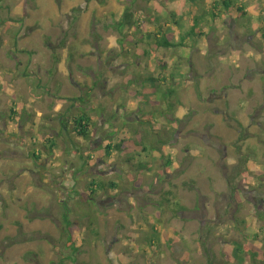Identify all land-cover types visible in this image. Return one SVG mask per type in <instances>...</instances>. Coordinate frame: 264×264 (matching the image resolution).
<instances>
[{"label": "rangeland", "instance_id": "obj_1", "mask_svg": "<svg viewBox=\"0 0 264 264\" xmlns=\"http://www.w3.org/2000/svg\"><path fill=\"white\" fill-rule=\"evenodd\" d=\"M215 1L0 0V264H264V0L213 20ZM126 8L185 47L121 46L109 26ZM81 112L89 141L73 131ZM123 137L138 148L107 158ZM18 223L34 241L10 245Z\"/></svg>", "mask_w": 264, "mask_h": 264}, {"label": "trees", "instance_id": "obj_2", "mask_svg": "<svg viewBox=\"0 0 264 264\" xmlns=\"http://www.w3.org/2000/svg\"><path fill=\"white\" fill-rule=\"evenodd\" d=\"M222 7L224 8V12L226 14L229 13H235L237 15V17H242V18H246L248 16V13L246 12V7L244 5H239L236 4L234 0H220V1H215L211 7V12L210 15L212 16L213 20H217L219 19L218 16V12L220 10H222ZM200 18H196L194 20V23L192 24L191 30L189 35L194 39V41H197L198 39H200V37H202L204 35V32L202 31V27L201 22L199 21ZM142 20L139 18H136V14L135 12L131 9V8H126L121 20H119L118 22H115L114 24H112L111 27L113 30H115L119 35L122 36V38L119 40V43L121 46H124L126 44H124L128 39V37H130V35H132V38L128 40V45L130 46H134L137 49V52L139 54V50L138 47H136L139 43L148 45V47H151V50H149L148 47V51L143 50V54H147L149 55L150 52L152 51L151 54H155L157 53V51L161 50V49H166V48H174L176 46H184V41L181 42V44H172L170 42V39L166 37V34H163V30L159 31V32H148V31H143L142 30V25H141ZM170 25L169 22H165L163 23L160 27L161 29H165L166 27H168ZM126 31L127 34H126ZM132 33V34H131ZM131 51V50H130ZM129 50L127 51V54L130 52ZM131 53V52H130ZM159 65H163V62L158 61ZM154 81H157L156 78L152 77L151 78ZM174 90L171 91V93L173 94ZM61 100L63 101H72L73 105L76 104H83L85 102V98L84 96H80L79 98H69V97H60ZM25 121L26 118L23 117V119L21 121ZM69 118H66V120H62L61 124H62V131H68V123ZM66 121V122H65ZM72 121H73V131L75 133V135L79 138H82L85 141H89L92 139L93 137V133L96 130V123L94 122V120L87 116L84 112H81V114L73 116L72 117ZM144 122H146V120H144ZM168 142H164L162 144V148H166ZM57 146L56 140L54 138H49L47 140V142L45 143L44 147L46 149V152L48 151L49 153L53 152V149ZM131 147H133L134 149L138 148L137 144L136 145H132L131 142L129 140H127L126 137H123L119 140V142L117 143H113L110 142L107 145H105V155L108 158L109 156H111L113 153H120L123 154L126 151H128V149ZM156 150V152L154 153L155 155H157L159 157L158 154H160L161 156L159 158H162V155L164 156V153H162V149H159L158 147H154L153 150ZM76 152H80L78 149H76ZM40 153V152H38ZM38 153L36 151H33L29 154V157L37 160L39 159ZM127 162H129L127 160ZM171 163L168 162V165H170ZM145 169H147L145 167ZM151 169V165L149 166V170ZM143 171V170H140ZM193 184V183H192ZM194 185V184H193ZM229 185L230 187L233 189V191H236V186L233 185V183L231 182V180H229ZM112 188L116 187L115 184H111ZM89 188V194H88V201L92 199V197L97 193L98 189H101V183H98L96 180H92L88 186ZM74 192V191H72ZM173 204V203H172ZM178 206V203H176ZM179 211V210H178ZM254 213L256 214V216H258V218L262 219L263 216L258 213L257 211H254ZM45 214V216H40V217H46L47 215H49V211L47 209L42 210V212L40 213V215ZM38 217V218H40ZM30 219H33L32 217H30ZM71 221L69 220V211L68 209H66L64 215H63V225H64V234L67 238V246L72 249V252H74V254L72 255L73 259L74 256L78 253V248L75 247V240H74V235L72 234V230H71ZM18 225L20 226V233L18 234L17 237H10L7 238V241L10 242V245H18L24 242H29V241H34V237H29L26 233H24L22 231V224L18 223ZM40 239H44L46 241H49L47 236H43L38 234ZM246 237H250L249 235H246ZM252 237L255 239L257 238L256 234L252 235ZM248 250L252 251L253 253L259 254L260 252L255 248V247H248ZM243 250L242 249H237L236 250V254H240L242 253ZM258 252V253H257ZM37 254L33 253V252H29L25 255V259L26 260H31L33 257H36ZM257 256V255H256ZM259 259L263 260L264 259V254L260 253V255L258 256ZM71 257H68V259ZM72 259V258H71ZM74 261V260H73ZM61 264H66L65 262L61 261Z\"/></svg>", "mask_w": 264, "mask_h": 264}, {"label": "crops", "instance_id": "obj_3", "mask_svg": "<svg viewBox=\"0 0 264 264\" xmlns=\"http://www.w3.org/2000/svg\"><path fill=\"white\" fill-rule=\"evenodd\" d=\"M241 4V3H240Z\"/></svg>", "mask_w": 264, "mask_h": 264}]
</instances>
